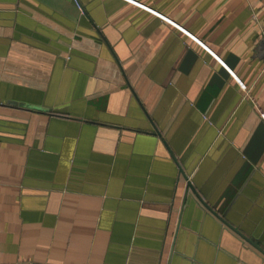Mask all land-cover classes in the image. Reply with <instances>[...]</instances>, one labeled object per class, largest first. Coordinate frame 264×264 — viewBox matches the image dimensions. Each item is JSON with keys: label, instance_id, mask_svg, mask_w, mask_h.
Here are the masks:
<instances>
[{"label": "crops", "instance_id": "obj_1", "mask_svg": "<svg viewBox=\"0 0 264 264\" xmlns=\"http://www.w3.org/2000/svg\"><path fill=\"white\" fill-rule=\"evenodd\" d=\"M76 1L0 0V264H264V0Z\"/></svg>", "mask_w": 264, "mask_h": 264}, {"label": "water", "instance_id": "obj_2", "mask_svg": "<svg viewBox=\"0 0 264 264\" xmlns=\"http://www.w3.org/2000/svg\"><path fill=\"white\" fill-rule=\"evenodd\" d=\"M187 188H189L191 191H194V189H193V187H192V185H191V183L190 182H188L187 183ZM196 196H197V198L199 199V201L200 202H202V200L198 197V195L196 194ZM205 205V204H204ZM206 206V205H205ZM206 208L207 209H209L210 211H212L211 210V208L209 207V206H206ZM213 212V211H212ZM214 213V212H213ZM219 217V219H221L225 224H227L228 226H230V224H228L227 222H226V220H223L220 216H218ZM231 227V226H230ZM234 230H235V228H233ZM242 237L244 238V239H246L249 243H251L254 247H256L262 254H264V250L262 249V248H260L257 244H255L254 242H252L251 240H248L247 238H245L243 235H242Z\"/></svg>", "mask_w": 264, "mask_h": 264}, {"label": "built area", "instance_id": "obj_3", "mask_svg": "<svg viewBox=\"0 0 264 264\" xmlns=\"http://www.w3.org/2000/svg\"><path fill=\"white\" fill-rule=\"evenodd\" d=\"M127 1L132 2V1H130V0H127ZM74 2H75V4L77 5V1L74 0ZM132 3H133L134 5H136V6H138V7H141V8H143V9H145L146 11H149V12H151V13H153V14L159 16V17H161L160 15L156 14L154 11L150 10L149 8L144 7L143 5H139V4L134 3V2H132ZM161 18H162V17H161ZM162 19H164L165 21H168V20H166L165 18H162ZM231 75H232V74H231ZM233 77H234V76H233ZM236 81H237V83L240 85V87L245 91V87H244L240 82H238V80H236Z\"/></svg>", "mask_w": 264, "mask_h": 264}]
</instances>
